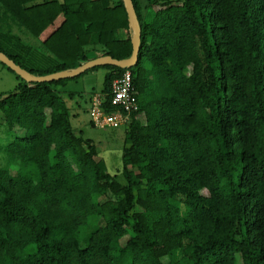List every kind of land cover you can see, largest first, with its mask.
<instances>
[{"label":"trees","instance_id":"16d2710c","mask_svg":"<svg viewBox=\"0 0 264 264\" xmlns=\"http://www.w3.org/2000/svg\"><path fill=\"white\" fill-rule=\"evenodd\" d=\"M133 2L137 64L99 66L108 112L116 78L137 89L121 170L71 123L61 86L81 75H17L0 101V264H264V0ZM0 7L40 42L0 32L33 75L132 56L123 0Z\"/></svg>","mask_w":264,"mask_h":264},{"label":"rangeland","instance_id":"374dc122","mask_svg":"<svg viewBox=\"0 0 264 264\" xmlns=\"http://www.w3.org/2000/svg\"><path fill=\"white\" fill-rule=\"evenodd\" d=\"M139 1L144 15H152L156 11L157 8L155 6H148L150 0ZM1 11L5 10L1 8ZM7 15L9 14L7 13ZM8 17V33L13 32L20 36L24 42L34 46H40V42L36 37L32 36L26 28H23L10 15ZM107 72L108 69L105 67H99L76 79L69 80L61 86V94L67 106L70 108L71 123L75 130L81 132L83 137L94 140L99 151V156L96 159L104 160L108 171L110 173H116L122 168V155L128 125L119 128L96 127L92 125L89 115L90 95L91 93L103 92ZM18 83L19 79L17 74L0 61V101L15 92ZM138 118L145 122L144 115H138Z\"/></svg>","mask_w":264,"mask_h":264},{"label":"built area","instance_id":"2783aa9c","mask_svg":"<svg viewBox=\"0 0 264 264\" xmlns=\"http://www.w3.org/2000/svg\"><path fill=\"white\" fill-rule=\"evenodd\" d=\"M107 97L104 92L91 95L89 115L92 124L100 128L128 125L132 114L139 110L137 89L130 70L113 81L110 96V106L113 110L109 112L104 108Z\"/></svg>","mask_w":264,"mask_h":264},{"label":"water","instance_id":"95a60500","mask_svg":"<svg viewBox=\"0 0 264 264\" xmlns=\"http://www.w3.org/2000/svg\"><path fill=\"white\" fill-rule=\"evenodd\" d=\"M123 2L126 7V11L128 13L129 27L133 35L132 38L133 53L130 58L115 59L110 55L99 56L87 61L86 63L74 69L59 71L44 76H36L29 73L27 70H25L20 65L15 63L14 60L9 58L2 51H0V61L5 63L11 70H13L18 76H20L28 83L53 82L62 79L75 78L95 67L108 65V64L115 65L122 69H130L134 67L137 64V61L139 60V55L141 52L142 29L137 17V12L133 0H123Z\"/></svg>","mask_w":264,"mask_h":264},{"label":"crops","instance_id":"0c3cea01","mask_svg":"<svg viewBox=\"0 0 264 264\" xmlns=\"http://www.w3.org/2000/svg\"><path fill=\"white\" fill-rule=\"evenodd\" d=\"M9 15H7V13H5V11H1V7H0V31H5L8 32V21H9ZM7 29V30H5ZM93 93H91L92 95Z\"/></svg>","mask_w":264,"mask_h":264}]
</instances>
